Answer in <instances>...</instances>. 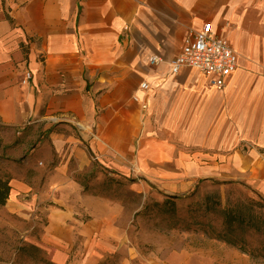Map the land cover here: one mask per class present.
I'll return each instance as SVG.
<instances>
[{
  "label": "crops",
  "instance_id": "0c3cea01",
  "mask_svg": "<svg viewBox=\"0 0 264 264\" xmlns=\"http://www.w3.org/2000/svg\"><path fill=\"white\" fill-rule=\"evenodd\" d=\"M204 21L238 56L220 90L169 70ZM0 126L57 146L76 131L169 196L210 182L264 199V0H0Z\"/></svg>",
  "mask_w": 264,
  "mask_h": 264
},
{
  "label": "rangeland",
  "instance_id": "374dc122",
  "mask_svg": "<svg viewBox=\"0 0 264 264\" xmlns=\"http://www.w3.org/2000/svg\"><path fill=\"white\" fill-rule=\"evenodd\" d=\"M30 135L0 126V180L9 187L0 264H264L253 229L243 235L246 253L214 238L222 212L241 203L257 202L264 223V199L210 182L169 196L100 164L76 131L60 146Z\"/></svg>",
  "mask_w": 264,
  "mask_h": 264
},
{
  "label": "built area",
  "instance_id": "2783aa9c",
  "mask_svg": "<svg viewBox=\"0 0 264 264\" xmlns=\"http://www.w3.org/2000/svg\"><path fill=\"white\" fill-rule=\"evenodd\" d=\"M237 60L238 56L228 41L216 35L211 23L204 21L169 61V70L173 75L178 74L182 68L198 70L209 78L213 87L220 90L235 71ZM147 62L150 66H154L162 62V59L156 55H150ZM29 77L30 75L26 73L25 80ZM140 88L146 90L148 86L142 83Z\"/></svg>",
  "mask_w": 264,
  "mask_h": 264
},
{
  "label": "trees",
  "instance_id": "16d2710c",
  "mask_svg": "<svg viewBox=\"0 0 264 264\" xmlns=\"http://www.w3.org/2000/svg\"><path fill=\"white\" fill-rule=\"evenodd\" d=\"M8 190V184L0 180V206L5 204L8 198ZM171 198L174 199L175 197ZM259 207L257 202L252 201L224 210L222 212V230L216 233L214 238L246 253L243 235L248 230L253 229L263 237L261 252L264 253V223L259 221V217L255 213V208Z\"/></svg>",
  "mask_w": 264,
  "mask_h": 264
}]
</instances>
